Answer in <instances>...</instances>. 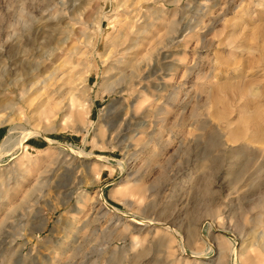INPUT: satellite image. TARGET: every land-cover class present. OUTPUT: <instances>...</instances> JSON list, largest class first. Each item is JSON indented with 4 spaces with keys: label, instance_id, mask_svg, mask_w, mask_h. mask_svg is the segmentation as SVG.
<instances>
[{
    "label": "rangeland",
    "instance_id": "rangeland-1",
    "mask_svg": "<svg viewBox=\"0 0 264 264\" xmlns=\"http://www.w3.org/2000/svg\"><path fill=\"white\" fill-rule=\"evenodd\" d=\"M263 248L264 0H0V264Z\"/></svg>",
    "mask_w": 264,
    "mask_h": 264
},
{
    "label": "bare ground",
    "instance_id": "bare-ground-1",
    "mask_svg": "<svg viewBox=\"0 0 264 264\" xmlns=\"http://www.w3.org/2000/svg\"><path fill=\"white\" fill-rule=\"evenodd\" d=\"M51 143L55 144V142H53V140H50ZM22 144V143H21ZM81 155H86L85 153H81ZM264 249V248H263Z\"/></svg>",
    "mask_w": 264,
    "mask_h": 264
}]
</instances>
